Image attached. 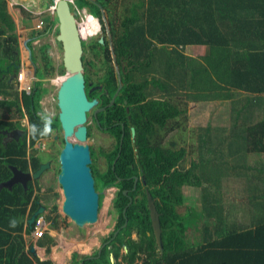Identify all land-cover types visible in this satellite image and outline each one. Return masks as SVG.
<instances>
[{"label":"trees","instance_id":"trees-1","mask_svg":"<svg viewBox=\"0 0 264 264\" xmlns=\"http://www.w3.org/2000/svg\"><path fill=\"white\" fill-rule=\"evenodd\" d=\"M40 4L42 6L43 2L40 1ZM47 5H52V1L48 0ZM7 6V0H0V21L12 30L6 33V29L0 27V60L7 57L16 61L19 42ZM131 7L132 13L130 17L124 18L121 29L111 27L113 40L121 53L131 51L138 58L149 57L156 62V66L159 62L162 69L159 72L162 76L157 79L154 77L151 84L163 92L165 98L151 100L149 105L142 104L144 113L148 115L150 107L156 117L154 121L158 120L159 125H165L167 117L177 119L187 116V104L180 103L186 99L221 101L240 96L238 107H233L231 127L243 128L244 131L243 135L236 134L234 138L240 139L237 141L240 145L246 141L255 153H264V0H140ZM99 13L98 9V16ZM24 14L32 16V12L24 11ZM54 17L48 23L49 27L52 26L51 30L57 23ZM57 31L56 28L55 36ZM91 43L94 49L103 48L96 40ZM83 45L85 48L86 43ZM198 45L206 46L207 51L200 56L185 52L188 46ZM48 46H43L44 63L38 73L41 78L55 74L57 70L47 52ZM112 71L110 68L108 75H112ZM64 72L61 65L58 73ZM147 82V77H144L141 85L145 86ZM43 84V80L36 81L35 92L32 89L28 96L23 95L29 124L37 125L40 130L43 129L41 118L45 116L41 113L40 101L48 91ZM133 86L134 97L143 100L145 93L139 90L140 85L136 83ZM249 98H252V102L248 101ZM5 99L6 96L0 102ZM136 124L134 141L127 128L128 133L124 137L114 170L112 162L119 147L109 157L108 173L100 175L107 178L101 183L102 188L107 185L119 187L110 209L116 224L102 242L112 240L104 246L100 255L96 250L95 257L85 259L83 264H113L110 253L116 259L121 256L127 264H135L142 257L145 258L144 264H201L203 260L206 264H264V224H258L256 228H227V234L221 239L208 242L207 248L186 247L185 223L192 218L197 221L198 218L179 211L185 202L184 187L203 188V199L211 202V199L219 201L227 198L223 193L227 185L211 172L202 173V178H199L198 163L194 160L189 167H184L186 147L177 148L173 140L169 141V145L163 143L161 129L156 131L149 126L142 115ZM14 126V122L0 120V185L12 175V166L25 171L36 170L41 158L37 150L29 154L28 148L34 147L39 139L52 135V129L47 136H41L39 132L34 136L29 129L28 137L4 144L1 131ZM119 138L118 133V143ZM237 157L245 158L244 152H239ZM236 167L231 165L223 169L221 175L232 174L230 171L235 172ZM134 175L141 178L135 189ZM118 176L124 178L122 182H116ZM28 187L27 191L20 184L14 185L12 189L0 188V264H54L51 259L31 257L26 251L24 225L15 220L18 217H30L38 208L36 199L41 196L33 197L37 185L29 182ZM126 189L128 194L124 193ZM147 190L155 198L160 212L164 245L162 250H159L153 233ZM130 197L133 201L124 214ZM102 203L103 195L100 197V207ZM57 210L58 206L54 203L48 215V219L53 220L54 229L58 228L59 223ZM207 216L212 217V214ZM126 219L128 223L122 227ZM33 229L27 227L26 232L30 233ZM39 242L43 245L47 243L46 251L50 253L55 239L47 233ZM109 245H112L110 249ZM124 247H127L126 252H122ZM79 256L78 253L73 254L75 260Z\"/></svg>","mask_w":264,"mask_h":264},{"label":"rangeland","instance_id":"rangeland-1","mask_svg":"<svg viewBox=\"0 0 264 264\" xmlns=\"http://www.w3.org/2000/svg\"><path fill=\"white\" fill-rule=\"evenodd\" d=\"M31 1L32 0H23V3L27 4ZM114 1L115 2L110 8L109 12H111L113 14V18L116 19L114 22L116 26H118L119 24L118 20L121 19L124 20V18L130 17V14L132 13L133 10L131 5L135 6L137 3L140 2V0H127V1L114 0ZM41 2H45L43 3L45 5L48 4V0H41ZM122 2H126L124 7ZM111 3L112 1H107L104 4L108 6L111 5ZM71 5H73L74 9H78L85 7L87 5V2L86 0H77L76 3H71ZM91 7L93 8L89 9L90 13L93 14V16H96L98 13L96 6L92 5ZM32 14L34 13L32 12ZM52 15L53 17L55 16L54 13H52L51 16ZM46 17H49V13L46 14ZM77 19L79 24H82L81 26L84 29L86 28L88 30V32H85L86 35L84 38V41L87 42V49H86L87 51L90 43L93 41L91 37L95 36L94 38L93 37L92 38L94 40L97 39L96 37L97 35L95 33L96 29L94 28L95 24L97 23V20L87 19L83 17L82 14L81 15L79 14ZM56 26L57 23L55 24L54 31L51 32L50 35L51 40L46 39V41L43 42V44H49L47 51L48 53H50L53 59V64L57 68L55 74L48 75L43 80L44 87H47L48 91L41 100V108H42L41 113L50 116L51 120L58 113V109L56 106L57 83L55 82H60V80H58L57 78L63 75L58 73V70L62 65V47L61 44L57 43L55 40ZM106 35L110 38L109 33L106 32ZM186 51L194 55H199V54L201 55L207 51V47L204 45L190 46L188 49H186ZM91 58H96V57H94L93 54L90 53V51L84 53V57H83L84 61ZM239 97L240 96H235L231 100L228 99L221 101L220 100L192 101L186 99L180 102L183 105L185 103L187 104V108H188L187 116L184 117L183 115L173 120L172 124L174 126V130H173V135L170 137V140H173L176 143L177 148L186 147L187 155L183 161V166L189 167L193 160L196 161V163H198L197 173L199 178H202V173L211 172L213 176L219 177L224 180H229L231 179L230 174L228 176L227 175L223 176L221 175L222 174L221 171L223 169H227L231 165H236L237 166L236 171L234 172L235 174L233 175V178L235 179V184L234 183L232 184L231 189L239 188L240 192L237 191L238 198L236 199L235 197H233V200H237L238 209L236 211L243 210V212H245V211H255V205L258 204L260 206L264 205V157L260 159L259 163L253 164L252 161L254 159H257V157L253 155V153L255 152L251 150V147H248L247 142L240 145L238 142L232 144L231 142L226 143L221 141H215V142H210L209 145L203 147L204 150L202 151L198 150V148H200V146H198L199 139L202 138V135H199V133L200 132L204 133L206 131L205 128L208 127L220 128V127H229L232 125L233 120L231 119V117L233 115V107H238L237 102ZM248 101L252 102V98H249ZM182 104L181 106H183ZM177 122H180L179 125H176ZM215 136L216 138L223 137V135H214V136L210 135L209 138L212 137L214 138ZM88 143L93 144V146L96 147V152L98 151L99 146H106L107 144L105 137H99L97 142L98 144L95 141H93L91 138L88 140ZM44 145L46 148L47 144ZM42 147L44 146L42 145ZM59 150L60 149L58 148L56 151L57 154L59 153ZM234 152H235V157L233 156ZM239 152L241 153L244 152L245 158H238L237 156ZM227 160L231 162H228ZM240 165L243 167L239 168ZM55 166L58 168V164H56ZM218 168L221 169L218 170ZM241 181H245V182H241ZM101 183L102 180L101 179L99 180L98 178V182L96 183V186H97V190L100 192L103 189L101 187ZM226 185L227 187L230 188V183H226ZM258 185H260L259 188L257 187ZM56 188L60 192L57 198V204L59 207L58 211L60 213L61 220L59 219L60 225L57 229H51L50 224H48V228L51 229V231L52 230L58 231L61 235H63L67 239H73V240L78 239L82 241L86 238H89L90 240H93L92 242L95 241L97 243V241L99 240L101 243V239L109 236V233L112 230H114L116 221L115 218L113 217V214L110 212V209L112 208L111 200L113 194L115 193L114 187L111 188L113 190L110 189L111 190L110 192L108 189L106 190L108 192L105 194V197L103 198V203L99 214V220L94 224L86 225L83 229L78 228L71 221V219L63 213L61 208L62 201L64 199L62 194V189H60L58 184H56ZM229 188H227L228 190H225L226 195L230 193ZM245 189L246 191L244 192L243 190ZM183 191L185 196V203L179 207L180 212H187L188 210H192V208H199L201 206V199L205 193V190H203V188L199 186L198 187L187 186L184 187ZM210 191L213 192V189H210ZM246 195L247 196L250 195V198L246 199L245 197ZM250 199H252L251 202H249ZM224 200L225 199H223V201ZM255 201H257L258 203L255 204ZM261 217L263 216L261 215ZM103 234L104 236H102ZM89 239L86 241L90 242Z\"/></svg>","mask_w":264,"mask_h":264},{"label":"crops","instance_id":"crops-1","mask_svg":"<svg viewBox=\"0 0 264 264\" xmlns=\"http://www.w3.org/2000/svg\"><path fill=\"white\" fill-rule=\"evenodd\" d=\"M17 1L18 0H12V1L7 0L8 12L11 15L12 20L14 22L13 31L17 34L18 42H19V51L16 52L17 60L14 61L7 57L6 58L3 57L2 60H0V63L2 65L0 68V100H2L4 96H6V99L3 102H0V120L15 123V126L13 128L4 129L1 131L2 134L4 135L3 138L4 144L11 142L13 140H17L16 135L6 134L4 133L5 130L9 132H12L14 130H26L27 131L26 136L28 137L29 128H30L29 115L24 106L23 95L28 96L29 93L21 88V83L17 80V73L20 70L24 71L26 74L25 81L27 82L32 81V83L34 81H39V79L44 80L47 77L46 76L44 78H41L39 77L38 73L40 68H42V64L44 63L43 46L46 44H43V42H45L46 39L51 40L50 35L51 32L54 31V29L51 30L48 28L49 27L48 23H50V20L53 17V15L51 16V14L53 13V11L51 10L52 5L48 7L47 4L46 5L42 4L41 6L40 4L41 0H32L27 4L23 3V0H20L18 2ZM111 7L112 6H110V8ZM24 11L27 12L29 11L30 13L33 12L36 15L32 14V16L31 15L27 16L24 14ZM47 13H49V17H46ZM41 19L46 22V25L42 28H37L36 25ZM0 27L6 29L7 31L6 33H10L12 31L2 21H0ZM3 37H5V35ZM189 47L190 46H188L186 49H188ZM185 52L188 53L186 50ZM188 54H192V53H188ZM30 55H32V58H30ZM31 61H34L36 63L37 66L36 76H34ZM57 79H60V77ZM205 130L206 131L204 133L203 132L199 133V135H202V138L199 139V144H198V146H200V148H198L199 151H202V149H204L203 147L209 145L210 142L221 141L226 143L231 142L232 144L236 143L240 139L239 138L236 139L234 138V136L236 134L243 135V131H244L243 128H238V127L234 128L231 126L220 127V128L208 127L205 128ZM210 135L212 136L223 135V137L216 138L215 136L214 138L213 137L209 138ZM47 139L48 137L41 138L37 141L34 147L28 148L29 154L33 152V150H37L38 153V151L40 150V148H38L39 142ZM39 155H41L40 157L45 156V154L42 153ZM253 155L257 157V159H254L252 161L253 164L259 163L260 159L264 157V153H262L261 155L257 153H253ZM233 171L234 170L230 171V173H232L230 174L231 179L229 180L221 179V181L225 184L230 183V188L226 187L225 189L228 190L227 188H229L230 193L226 195L225 190H223L224 196H227V198L224 201L222 199H220L219 201H215L214 199H211V202H207L208 199L204 200L202 197L201 206L199 208H192V210H188L187 212H181V213H190V215H195L198 218L197 221H194V218H192L190 219V221L185 223L187 228V231L184 236L186 247L188 248L192 247L193 249H196L200 246H206L205 248H207L209 247L208 242H213L216 239H221V237L225 236L228 231L227 228L232 229L235 226L241 229H243V227L256 228L258 224L259 226L264 224V205L263 206L262 205L260 206L259 204L255 205V211H245V212H243V210L236 211L238 209L237 208L238 204H237V200H233V197L237 199L238 198L237 191L240 192V190L239 188L231 189L232 184L233 183L235 184V179L233 178V175L235 173ZM241 182H245V181H241ZM257 187L259 188L260 185H258ZM243 191L245 192L246 189ZM245 197L246 199H249L250 195L248 196L246 195ZM251 201L252 199H250L249 202ZM257 203L258 202L255 201V204ZM208 214H212V217L208 218L207 216ZM261 215L263 217H261ZM19 218H24V217H18L15 220L17 223H22L24 225L23 236L26 238V251L31 254L32 258L38 257L40 260L51 259L54 262V264H75V262H79V264H82L85 259L94 258L95 257L94 252L96 250L99 252L100 249L104 248V247L101 248L103 244L107 245L112 240L110 239L106 242H102L103 239L102 238L101 243L99 240L97 241V243L95 241L92 242L93 240H90L89 238H86L82 241L78 239H74L75 240L74 241L73 239H67L66 237L61 235L58 231L55 230L51 231L50 229V232L48 234L54 237L55 244L51 247V252L47 253L46 251L47 243H45V245L40 244L39 242L40 238H35L32 235V231L30 233L26 232V228L29 227L27 223L28 216L24 218L25 219L24 222L19 221L18 220ZM102 236H104V234ZM133 237L137 238V235L133 234ZM88 239L90 242L86 241ZM32 246H34V248L37 251L36 256H34V254H32V252L30 251V248ZM111 247L112 245L108 246L109 249ZM126 251H127V247H124V249H122V252H126ZM74 253H78L80 255L76 260L73 258ZM81 256H85V258L82 259ZM110 260L113 264H116L118 262H121V264H127L125 261L122 260L121 256L119 257V259L114 258L113 253H110ZM144 260H145L144 257H142L141 259L139 258L135 264H144ZM201 264H206V262L203 260ZM207 264H213V262H208Z\"/></svg>","mask_w":264,"mask_h":264},{"label":"flooded vegetation","instance_id":"flooded-vegetation-1","mask_svg":"<svg viewBox=\"0 0 264 264\" xmlns=\"http://www.w3.org/2000/svg\"><path fill=\"white\" fill-rule=\"evenodd\" d=\"M107 1H112V0H107ZM107 1L88 0V3L85 7L78 8L77 10L78 16L79 14L80 15L82 14L83 17L88 18L89 15L93 16V14H91L89 11V9L93 8L91 7L92 5L96 6L97 10L99 9L100 12L99 16L98 15L93 16V19L97 20V23L94 26V28L96 29L95 33L97 35L96 36L97 39L95 40L100 42V39L103 38V43L100 42L103 45V48L97 47V49H94L91 43L87 51H86L87 42L83 41V44L84 42L86 43L84 51L85 52L90 51V53H92L93 56L96 57L84 61V65H85L84 75L86 80V91L88 97L91 100L92 99L98 100L97 105H95L94 108L88 113V121H87L88 140L91 138L93 141L97 143L99 137H105L107 142L106 146H99L97 152H96V147L93 146V144H90L92 160H93L91 167L94 177L96 179V183L98 182V178L99 180L101 179L102 182L107 180L106 177L103 178L102 176L100 177V175L108 173L109 165H110L109 157H111L114 151L116 150V148L119 147V151L117 152L112 162V168L114 170L115 164L118 160V159L116 160V158L118 154H121L123 140L125 135L128 133L127 128L131 132L132 140L133 141L135 140L134 138L136 135V125H137L136 123L138 122L139 117L141 115L143 116L145 122L149 123L148 125L152 126L154 129H156V131L158 129H161L160 134H162L161 136L163 139V143H166V145H169L170 137L173 135V130H174V126L172 124L174 118L167 117L165 125H159L160 123H158V120L154 121L156 117L154 116L153 112L150 110V107H149L148 115L147 113H144L142 104L147 103L149 105L151 100L154 99L163 100L165 98L164 93L151 84V81L153 80L154 77H156L157 79V77L162 76V74L159 73L160 70L162 69L159 67L160 66L159 62L157 63L156 66V62L154 63L149 57L142 56L138 58L136 55L132 54L131 51L121 53L120 49L117 48L116 43L113 40L111 27L114 26L115 28H118V30H120L123 19L118 20L119 21L118 26L115 25L114 22L116 19H114L113 14L109 12L110 6H112L115 1L113 0L111 5L108 6L104 4ZM73 2L76 3L77 1L74 0ZM122 3L124 7L126 2H122ZM99 5L102 6V8L104 9L106 20L104 19V16L101 12ZM105 22L107 23L106 25ZM80 28H81V34L83 38H85L86 35L85 32H88V30L86 28L84 29L82 26H80ZM106 32L109 33L110 38L106 35ZM92 37L94 38L95 36ZM92 37L91 39L95 41ZM158 46H160V44H158ZM106 52H109L108 57L106 55ZM110 68L111 70H113L112 75L110 74L108 75V71L110 70ZM144 77H147L148 80L145 86L141 85L143 83ZM61 78L62 77H60V79L58 80H61ZM55 83L58 84L59 82H55ZM136 83L140 85L139 90H143L145 93V96L141 101H139L134 97L133 85ZM56 106H57V102H56ZM57 109L59 113L58 106ZM58 113L51 120V124H50V127L52 129L51 137H49L47 140L42 141V143L47 144V147L45 148L44 145V147H41L37 153L38 155L41 153L46 154L45 156L40 157L42 158L41 163L49 162L50 167L46 169V171L42 174V176L39 179L30 181L34 184V186L37 185L33 197L35 198V196H41L39 197V199H36V202H40L45 206L46 209L44 213L40 215L45 216L44 218L46 222H48L47 224H50L51 229H54L52 228L53 220L48 219V215L50 214L52 205L54 203L57 204V198L60 193L56 188V184H58L61 189V186L58 182V174L60 167L58 163V156L64 144V139L61 132V125L58 119ZM133 130L135 131L134 135H133ZM118 133L120 134L119 143L117 139ZM55 135H57V137H55ZM58 148L60 150L59 153L57 154L56 151ZM56 164H58V168L55 166ZM19 169L24 172L34 171L31 169H29L28 171H25L21 168ZM12 176L13 173L9 179H11ZM132 177L134 178V185H135V177L138 176L134 175ZM123 179L124 178L118 176L116 182H122ZM140 179L141 178H139L138 181ZM17 184L22 185L20 182L15 183L14 185ZM14 185L12 186V188L14 187ZM113 187L115 188L114 189L115 193L113 194L111 200V206L114 197H116L117 190L119 189V187H117L116 185H107L105 188L101 190V192L99 191L100 197L101 195H103L104 198L105 194L108 192L106 190L108 189L110 192L111 190H113L111 189ZM25 190L27 191L26 188ZM57 213L59 214L58 219L61 220V216L58 210ZM59 225L60 223H58V227ZM49 232L50 229L47 228L45 234Z\"/></svg>","mask_w":264,"mask_h":264},{"label":"water","instance_id":"water-1","mask_svg":"<svg viewBox=\"0 0 264 264\" xmlns=\"http://www.w3.org/2000/svg\"><path fill=\"white\" fill-rule=\"evenodd\" d=\"M52 6L57 18L58 29L55 40L62 47V65L64 74L61 76L60 82L57 84V106L59 108L58 119L61 125V132L64 139V144L58 156L59 174L58 182L62 189L63 201L62 211L71 219L78 227L84 228L86 225L94 224L99 220L100 214V192L96 188V179L92 171V154L91 147L88 143V113L97 105V99H89L86 91L85 80V65H84V38L81 34V28L78 23V11L72 8L70 0H51ZM101 12L105 18V12L100 6ZM107 24V23H106ZM103 42V38L100 39ZM32 58V55H30ZM34 76L37 74V66L34 61H31ZM36 81L33 82L34 92L36 90ZM26 130H14L6 134L16 135V139H24ZM135 131L133 130V135ZM57 137V135H55ZM118 154L116 160L119 158ZM115 160V162H116ZM114 162V163H115ZM50 167L49 162H42L39 167L33 172H24L16 166H12L13 176L11 179L3 182L0 188H12L15 183L20 182L26 189L28 183L35 179H39L42 174ZM135 177V185L138 181ZM128 194V190L124 191ZM147 193V203L150 211L153 233L159 249H163L162 226L160 220V212L157 209L155 198L149 190ZM130 201L124 209L126 213L127 207L132 203ZM38 208L27 219L28 226L33 228L37 217L44 213L45 206L37 202ZM24 222V218L18 219ZM128 223L126 219L122 227ZM119 232V229L114 233V237ZM106 244H103V248ZM99 250L98 255L101 253ZM30 251L34 256L37 251L32 246ZM83 264V263H82Z\"/></svg>","mask_w":264,"mask_h":264},{"label":"built area","instance_id":"built-area-1","mask_svg":"<svg viewBox=\"0 0 264 264\" xmlns=\"http://www.w3.org/2000/svg\"><path fill=\"white\" fill-rule=\"evenodd\" d=\"M74 0H70L71 3H74L73 2ZM54 6H51V10L54 11L53 9ZM87 19H93V16L89 15ZM46 25V22L44 20H40L38 23H37V28H42ZM80 26L82 24H79ZM52 26L49 27V29H51ZM17 80L21 83V88L23 90H25L26 92L30 93L33 89V83L32 81L30 82H27L25 81L26 80V74L24 71L20 70L18 73H17ZM39 142V145H38V148H41L42 145L44 146V143ZM45 216L44 215H40L37 217L35 223H34V229L32 230V235L35 237V238H41L45 235L46 231H47V228H48V224L44 218Z\"/></svg>","mask_w":264,"mask_h":264},{"label":"clouds","instance_id":"clouds-1","mask_svg":"<svg viewBox=\"0 0 264 264\" xmlns=\"http://www.w3.org/2000/svg\"><path fill=\"white\" fill-rule=\"evenodd\" d=\"M41 119L43 121V129L42 130L38 129L37 125H35V124L30 126V132L34 136L37 134V132H39V135H41V136H47L51 132V127H50L51 117L48 115H45Z\"/></svg>","mask_w":264,"mask_h":264}]
</instances>
